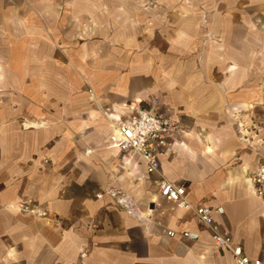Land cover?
Segmentation results:
<instances>
[{"label":"crops","instance_id":"crops-1","mask_svg":"<svg viewBox=\"0 0 264 264\" xmlns=\"http://www.w3.org/2000/svg\"><path fill=\"white\" fill-rule=\"evenodd\" d=\"M131 3L0 0V264H236L192 211L160 194L161 177L184 182L194 205H222L219 229L264 259V197L253 185L264 163V6L246 23L201 26L199 61L185 50L181 66L170 50L137 38L131 47ZM132 103L184 130L157 175L117 146L114 127ZM111 187L150 219L96 196ZM27 197L49 217L15 210ZM159 220L200 239L171 237Z\"/></svg>","mask_w":264,"mask_h":264},{"label":"built area","instance_id":"built-area-1","mask_svg":"<svg viewBox=\"0 0 264 264\" xmlns=\"http://www.w3.org/2000/svg\"><path fill=\"white\" fill-rule=\"evenodd\" d=\"M117 146L122 152H128L143 160L146 171L149 174H159L161 170L160 154L170 147L173 139L182 133L183 128L178 121L169 114L158 111L154 107L142 103L129 105L127 116L117 123ZM253 185L256 193L264 197V163L260 165L253 177ZM187 186L184 182H175L163 177L159 179V192L168 201L174 202L178 207L192 211L199 223L206 226L210 232L214 244L232 254L236 264H264V259H252L249 257L242 245L235 244L232 236L227 231H221L213 217L216 211L224 215L225 209L222 205H194L187 198ZM111 197L116 205L126 211L129 215L149 220V215L137 205L134 199L121 187H111L104 192L96 193L98 198ZM20 213L35 217L47 218L48 210L42 204L32 198H23L13 205ZM157 225L163 228L167 235L183 239L198 241L200 235L190 230H176L166 227L161 220ZM86 252L80 253V258L86 257Z\"/></svg>","mask_w":264,"mask_h":264},{"label":"rangeland","instance_id":"rangeland-1","mask_svg":"<svg viewBox=\"0 0 264 264\" xmlns=\"http://www.w3.org/2000/svg\"><path fill=\"white\" fill-rule=\"evenodd\" d=\"M129 1L132 2L129 4V7L131 6L129 11H132H130V15L138 20V23L133 20L128 22V35L133 39L131 47L135 48L137 38L138 43L147 42L148 45L159 46L165 54L170 50L169 53L175 55L177 64L180 62L181 66L183 65L185 50H187V55H191L193 59L199 61L201 43L199 35L200 28H203L201 26H205L212 20L218 19L220 21L223 17L229 19L230 22L246 23L247 17H250L249 12H260L259 8L264 6V0ZM219 9H223V11ZM82 30L87 31L89 29L83 28ZM91 31L89 30V32ZM188 32L191 34V50L189 47L186 49L184 47V38L186 33L189 35ZM147 43L144 45V49H147ZM109 133L114 136L112 130ZM42 206L44 205L42 204ZM49 214L48 211V217Z\"/></svg>","mask_w":264,"mask_h":264},{"label":"bare ground","instance_id":"bare-ground-1","mask_svg":"<svg viewBox=\"0 0 264 264\" xmlns=\"http://www.w3.org/2000/svg\"><path fill=\"white\" fill-rule=\"evenodd\" d=\"M118 122H116V126L114 127V130H115V132H116V136H117V131H118V124H117ZM115 149V148H114ZM131 197H132V195L129 193V191H127V190H125ZM133 198V197H132ZM134 199V198H133ZM135 201V200H134ZM136 202V201H135ZM144 213V212H143ZM144 215H148V214H146V213H144Z\"/></svg>","mask_w":264,"mask_h":264}]
</instances>
